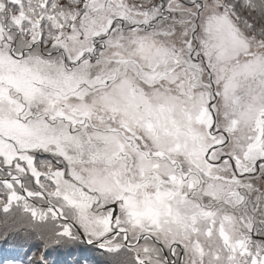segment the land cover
<instances>
[{
	"label": "snow or ice",
	"instance_id": "snow-or-ice-1",
	"mask_svg": "<svg viewBox=\"0 0 264 264\" xmlns=\"http://www.w3.org/2000/svg\"><path fill=\"white\" fill-rule=\"evenodd\" d=\"M9 238L4 264H264V0H0Z\"/></svg>",
	"mask_w": 264,
	"mask_h": 264
},
{
	"label": "trees",
	"instance_id": "trees-1",
	"mask_svg": "<svg viewBox=\"0 0 264 264\" xmlns=\"http://www.w3.org/2000/svg\"><path fill=\"white\" fill-rule=\"evenodd\" d=\"M30 242H25L24 240L18 238H9L7 242L0 241V264H4L5 261L12 260L14 258H20L29 253ZM77 255H91L95 257L93 264H103L104 258L99 256L97 253H89L87 249H73L71 253L62 251L59 254L58 259L60 261H67L71 264Z\"/></svg>",
	"mask_w": 264,
	"mask_h": 264
}]
</instances>
